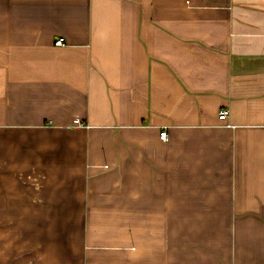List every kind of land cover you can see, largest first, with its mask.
Instances as JSON below:
<instances>
[{"label":"crops","instance_id":"crops-1","mask_svg":"<svg viewBox=\"0 0 264 264\" xmlns=\"http://www.w3.org/2000/svg\"><path fill=\"white\" fill-rule=\"evenodd\" d=\"M0 264H264V0H0Z\"/></svg>","mask_w":264,"mask_h":264},{"label":"built area","instance_id":"built-area-1","mask_svg":"<svg viewBox=\"0 0 264 264\" xmlns=\"http://www.w3.org/2000/svg\"><path fill=\"white\" fill-rule=\"evenodd\" d=\"M63 43H64V39H63V38H59V39H57V40L55 41V45H56V46H62ZM229 114H230L229 110H227V109H223V110H221V112H220L219 119H220V120H227V118L229 117ZM160 139H161L162 141H167V140H168V134H167L166 131H162V132L160 133Z\"/></svg>","mask_w":264,"mask_h":264}]
</instances>
